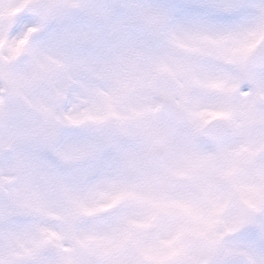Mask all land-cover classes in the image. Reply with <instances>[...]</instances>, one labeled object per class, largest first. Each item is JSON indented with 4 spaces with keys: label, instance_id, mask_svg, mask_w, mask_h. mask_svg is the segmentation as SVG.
<instances>
[{
    "label": "rangeland",
    "instance_id": "obj_1",
    "mask_svg": "<svg viewBox=\"0 0 264 264\" xmlns=\"http://www.w3.org/2000/svg\"><path fill=\"white\" fill-rule=\"evenodd\" d=\"M24 1L0 0V85L17 94L0 264H264V72L245 80L264 0H58L27 47ZM162 96L186 112L169 143ZM211 115L232 128L219 147L199 138Z\"/></svg>",
    "mask_w": 264,
    "mask_h": 264
},
{
    "label": "water",
    "instance_id": "obj_2",
    "mask_svg": "<svg viewBox=\"0 0 264 264\" xmlns=\"http://www.w3.org/2000/svg\"><path fill=\"white\" fill-rule=\"evenodd\" d=\"M54 10V0H32L24 7L26 13L32 14L45 23L50 21L54 14ZM32 37L33 34L31 35V38ZM20 60L21 56L15 57L11 63V67L14 68ZM247 67L249 74L264 69V37L259 42L256 50L248 58ZM3 95L5 97L4 102L8 106L7 111H9L15 100V95L11 92L9 85H6ZM162 112L169 119L172 126L171 128L174 129V131H177L178 126L182 123L183 117L179 109L173 104L164 101ZM170 116H173L172 120L170 119ZM226 128V125L220 120L218 122L213 121L211 124L207 123L204 126L203 137L208 138L211 142L220 144L228 134L229 130ZM155 158L158 162H163V157L160 154L156 153Z\"/></svg>",
    "mask_w": 264,
    "mask_h": 264
},
{
    "label": "bare ground",
    "instance_id": "obj_3",
    "mask_svg": "<svg viewBox=\"0 0 264 264\" xmlns=\"http://www.w3.org/2000/svg\"><path fill=\"white\" fill-rule=\"evenodd\" d=\"M43 40V39H42Z\"/></svg>",
    "mask_w": 264,
    "mask_h": 264
}]
</instances>
